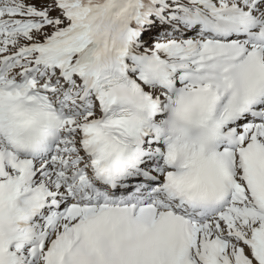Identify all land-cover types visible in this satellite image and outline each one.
Listing matches in <instances>:
<instances>
[{"label":"snow or ice","instance_id":"snow-or-ice-1","mask_svg":"<svg viewBox=\"0 0 264 264\" xmlns=\"http://www.w3.org/2000/svg\"><path fill=\"white\" fill-rule=\"evenodd\" d=\"M0 264H264V0H0Z\"/></svg>","mask_w":264,"mask_h":264}]
</instances>
